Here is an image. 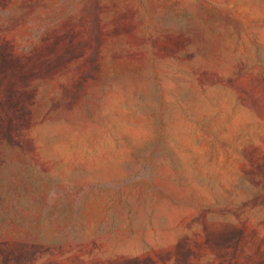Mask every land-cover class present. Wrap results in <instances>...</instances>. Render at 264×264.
Segmentation results:
<instances>
[{
    "label": "rangeland",
    "instance_id": "rangeland-1",
    "mask_svg": "<svg viewBox=\"0 0 264 264\" xmlns=\"http://www.w3.org/2000/svg\"><path fill=\"white\" fill-rule=\"evenodd\" d=\"M0 264H264V0H0Z\"/></svg>",
    "mask_w": 264,
    "mask_h": 264
}]
</instances>
